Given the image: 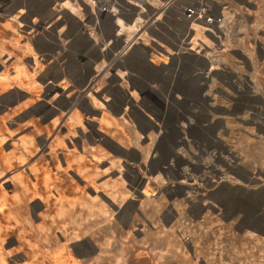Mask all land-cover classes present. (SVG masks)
I'll list each match as a JSON object with an SVG mask.
<instances>
[{"label":"rangeland","instance_id":"374dc122","mask_svg":"<svg viewBox=\"0 0 264 264\" xmlns=\"http://www.w3.org/2000/svg\"><path fill=\"white\" fill-rule=\"evenodd\" d=\"M157 1L0 0V74L13 80L0 92L7 128L0 148L30 163L48 161L53 178L69 186L76 176L53 167L82 128L104 158L82 153L81 143L70 153L98 167L100 194L115 195L109 204L68 193L70 205L59 206L18 193L0 229L8 237L22 233L26 245L9 255L16 245L3 249L6 264H32L36 255L44 264H264V53L253 58L250 51L264 42V0ZM202 3L209 14H202ZM188 6L193 13L184 11ZM108 13L134 28L131 43L125 37L132 32L116 35ZM192 16L209 26L192 24ZM194 25L202 37L185 40L184 30ZM192 38L198 53L187 55ZM237 56L249 74H233L241 68ZM117 70L136 92L124 119L125 91L120 81L111 83ZM19 79L34 81L31 96ZM87 79L107 86L100 110L110 121L89 122ZM171 82L184 89L175 101ZM49 86L67 88L64 101L72 107L48 104ZM12 170L0 176L2 188L14 183L7 180ZM89 187L78 180L77 194Z\"/></svg>","mask_w":264,"mask_h":264},{"label":"bare ground","instance_id":"6f19581e","mask_svg":"<svg viewBox=\"0 0 264 264\" xmlns=\"http://www.w3.org/2000/svg\"><path fill=\"white\" fill-rule=\"evenodd\" d=\"M138 1L145 2V3L148 2V0H138ZM149 1L152 2L153 4H156V5L158 4L157 0H149ZM68 2L69 1H65L62 4V6L64 8H66V9H68L69 12L74 13L75 12V7L73 5H71L70 3H68ZM128 2L129 3L131 2L133 4V6H131V9L134 10L135 9L134 5L136 6V3L132 2V1H128ZM109 4H110V2L108 1V6H105L106 9L109 7ZM204 5H205V3H202V14L203 15H207V13L209 14L210 10H209V7H206ZM20 11L23 12L24 10L21 9ZM184 11L193 13L192 9L189 6L187 8H185ZM113 12H115V11L113 10ZM108 14H109L111 19H115L116 20V22L114 24V26H115L114 30L116 31V35H122L123 33L125 34L127 30L129 31V33L132 32L130 34H126V37H125L126 38L125 42H127V43L130 42V41H128V40H131L130 39L131 36H129V35L134 34V28L125 27V25L122 22V20L120 18L116 17V14H114V13H108ZM225 15H227V14H225ZM16 17L14 16L15 19H16ZM191 20H193L192 24L195 21H197L201 25H203V23H204V25L209 26L208 23L207 22L205 23V21L203 22L202 18H200V17H198V18L193 17V18L189 19V21H191ZM206 20H208L210 22L212 20L213 21H217V20L219 21L220 19L218 18V19L215 20V19H211V18L207 17ZM221 25H222L221 22H219V26L218 27L222 28ZM212 27H214V26H212ZM200 31L201 30L199 29V25H194V26H192L190 28L187 27L184 30V32H183L184 39L187 40L190 36L197 38V37L201 36L200 35ZM225 39L228 40V36L226 34H225ZM193 40H194L193 43H191V44L189 43V45H191L190 48L189 49L186 48L187 49V53H186L187 55H190L191 53L193 55H196V53H198V51L194 52V53L192 51V50H195V48H196L195 39H193ZM130 43H129V45H130ZM183 49L184 48H182L181 46H177L175 48V50L177 52H179V51H181ZM160 51H161V55L164 56L165 59L171 54L169 52V50L166 49V48L165 49H161ZM188 51H190V53ZM2 52L3 51L0 49V54ZM111 65H112V63H111ZM107 71H109V68L107 69ZM125 75L126 74H122L119 70H117V72H115L111 76V83L112 84L116 85V82L120 81L119 84L117 83V86H121L122 87L121 89H119V92H124L125 91L124 93H122L123 94L122 95V97H123L122 103L124 105L123 109L121 110V117L122 118L126 117L130 113V111H131L130 109L132 107H134V103L136 101V94H135L136 92H133V91L131 92L129 90L128 86H126V84H125L126 81L125 82L122 81L124 79ZM12 83H13V80L9 77L8 74H0V92L1 93L4 92V91H7V89L9 87H11ZM32 84H34V81L24 82L22 79H19V85L20 86H26L27 93L30 96L32 95V88H35V87H33ZM102 84H103V82L99 83L98 85H94V80H91V79H87L86 82L83 84V86H85L86 89H88V96H89V99H90V102H91V107H90V109H88V114H89L88 115V120H89L90 123H95V122L98 123L101 120H104L106 122L110 121L109 117H106V114L103 111L100 110V108H102V106H104L103 104H106L108 102L109 95H110L109 92L107 91V86H102ZM181 86L182 85L176 84L175 82L170 84V88H169L168 92H169V95L172 98V100L175 101V99H178L180 97V92H184V89L181 88ZM190 89H192V88H190ZM189 92H191V91H189ZM46 93H47V96L51 95L47 99V103L48 104H55L57 106H59V104L63 103L64 97L68 98L70 96V93L67 92V88H64V87L63 88H60V87L58 88L56 86H49V87L46 88ZM138 100H139V98H138ZM69 101L67 100V101H64V102L66 103V105L68 107H72L71 106V100L69 99ZM5 114H8V113L6 112ZM98 114L100 116H98ZM262 114H264V113H262ZM71 115H72L71 119L73 121H75L78 124H81V119L78 118V114H77L76 111H72ZM1 122H2V120L0 118V142L4 139V136H3V134H1V131L2 130H6L7 131V128L4 126V124H1ZM31 122L33 123V127H35L38 131H40V132L43 131L42 130L43 128L40 129L36 123L34 124V121H31ZM55 122L51 123L50 126L53 127L55 125ZM1 125H3V126H1ZM181 126L183 127L184 124H182ZM228 126H226V127H228ZM52 127H51V129L47 130V133L51 132V130L53 129ZM229 129H230V127H229ZM69 132H70V137H72V136L76 137L74 132H72V131H69ZM97 133H99V135L103 136V138H104V136H105L104 135V133H105L104 129L100 130L98 128ZM110 135H111V137H113L116 140H118L116 132L115 133H111ZM136 136H137V134H136ZM77 137H78L77 140L76 139L75 140L72 139L70 141V146L69 147L71 149L64 155L63 159L56 160L55 165L53 167L56 171H59L62 176H65L68 171H71L73 173V175L76 176L77 180L74 183L70 184L69 186H68V184L65 185V184L61 183V179L59 177H54L53 178V176L51 174V172H52L51 171V167H50V164H49L48 161H44L43 164H39L37 162H31L30 163L29 161H26L25 158L23 156H21L18 152H12V154L11 153L8 154V153H5L0 148V176H1V178L3 177V174L7 173V171H11L12 169H14V170H12L13 172L10 174V177L7 178V180L9 182L13 181L14 183L11 182V184H6V186L3 187V188L1 187L2 184L0 183V217L3 220L4 219H5V221L8 220V218H6L7 217L6 214L9 215V213H10V208L9 207L10 206L12 207L13 203L18 201L17 200V196H18L17 194L18 193H19V195L22 194V195H24L26 197H29V198H39V199L42 198V199L45 200L46 204H48V205L52 204V205H59V206H69L70 205V203L72 201H69V199L66 198L68 193H71L72 195L76 196L78 199H80L82 201L90 199L92 197L93 198H98L99 197V199H98V201L100 200L99 202H101V203L107 202V203L110 204V203H112L115 200V195H109L112 198V199H110V197H108L107 194H104V193L100 194V192L98 190L99 189L98 188V184H97V181L95 179L96 175L99 172L97 166H92V165L90 166L89 162H87L85 160V158H84L85 156L82 159H80V160H74L73 159L72 153H70V152H74V150L77 149V147H78V145H80V143H81V148H82L81 151H82V153H84V154H88L89 153L94 159L102 160L104 158V154L100 150L97 149V146L93 145L92 139H89V136L86 135L83 132L82 128H81V130H79ZM56 141H58V140L56 139L55 142ZM149 144H150V142H149ZM148 148H149V146H148ZM253 178H254V176H253ZM78 180L87 183L90 186L89 187V191H86V192L82 191L81 193L77 194L78 193L77 192ZM140 181H141V177L140 178L137 177V182L139 183ZM248 182H250V180ZM262 185H264V184H262ZM10 187H11V189H9ZM20 190H21V193H20ZM107 198H109V200ZM62 232H63V230H62ZM18 233H16V235L14 237H8L9 236L8 233L5 230L1 231V229H0V264H6V257L4 256L5 250L3 251V249H5L7 246L14 245V244L16 245L14 250L6 251L7 253H5V254H7V255H9V254H11L13 252L23 251L25 249V245L26 244H25V241L23 239L24 236L22 237L21 236L22 233L21 234H18ZM253 235H254V233H253ZM51 261H53V260H49L47 262V264H51ZM32 264H44V262H43V260H40V258L36 255L35 257H33V263Z\"/></svg>","mask_w":264,"mask_h":264},{"label":"built area","instance_id":"2783aa9c","mask_svg":"<svg viewBox=\"0 0 264 264\" xmlns=\"http://www.w3.org/2000/svg\"><path fill=\"white\" fill-rule=\"evenodd\" d=\"M253 45H254V47L252 49L250 48V51L252 50L251 52H252L253 58L256 56V53H259V54L264 53V42H261L258 40V42H255V44H252V46ZM233 59H234V62L237 63L236 65L241 67L240 70L239 69L237 71L233 70V72H234L233 74H249L247 72V69H249V67L242 62V59L239 58V56H237ZM223 65L224 64H222L221 67ZM220 70H221L220 72H222L223 69H220ZM249 72H250V70H249ZM224 74H228V73L224 72Z\"/></svg>","mask_w":264,"mask_h":264}]
</instances>
